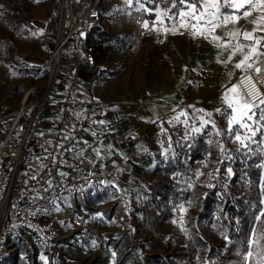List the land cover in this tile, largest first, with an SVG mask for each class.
Masks as SVG:
<instances>
[{
	"label": "rangeland",
	"instance_id": "obj_1",
	"mask_svg": "<svg viewBox=\"0 0 264 264\" xmlns=\"http://www.w3.org/2000/svg\"><path fill=\"white\" fill-rule=\"evenodd\" d=\"M140 2L152 11H137L139 5L135 0L131 6L125 0H99L96 14L87 20L86 28L94 20L101 30L115 35L114 40L104 44V52L95 59L92 57L91 64L101 69L100 75L106 76L104 79L108 82L103 84L112 91L113 98L136 95L143 90H172L179 80V67L189 68L186 58L182 57L181 65L175 57L178 47L183 51L194 47V51L197 48L198 54L202 53L199 45L205 38L193 36L192 29L165 33L164 28L179 23V17L173 20L162 17L163 25L157 22V10L168 11L172 16L183 10L178 0L175 8L173 0ZM82 5L85 9L88 1ZM53 9L51 0H0V118L4 121L18 110L29 87L41 91L49 83L54 29L41 34L30 30L26 21H54ZM149 13L154 17L143 16ZM145 21L148 29L142 26ZM81 33L85 36V31ZM195 39L196 47L190 45ZM199 60L204 63L201 58ZM189 72L192 82L198 85L204 82L198 71L189 69ZM229 84L232 86L235 81L230 80ZM50 107L38 118L37 131L49 127L46 120L51 113ZM256 111L258 118L259 110ZM222 125L214 120L206 130L215 151L208 152L200 163L190 160L191 155L183 148V143L188 141L195 145L198 134L206 127L194 133L188 128L180 131L177 125L167 126L148 148L133 157L132 171L129 174L126 171L128 175L125 176L124 170L119 173L117 168V179L125 183L126 188L116 184L117 187L108 185L64 193L55 201L47 219L52 221L55 233L51 246L43 245L35 236L24 242L14 238L5 243L0 264H119L120 256L127 252L120 264H146L147 256L155 253L167 255L173 264H191L183 256L188 245L186 224L199 210V194L210 190L220 176L232 181L233 167L228 162L232 154L230 149H246L264 160V137L259 132L253 138L255 143L246 141L248 147H243L227 133L228 119ZM217 131L221 135H217ZM239 131L242 136L248 135L246 129ZM82 138L81 134L77 137L81 142ZM90 165L92 163L88 162L86 166ZM171 165L175 169L171 173L156 172V167ZM262 189L261 184L256 187L257 197L253 200L264 207ZM207 234L212 236L211 232ZM41 256L46 257V261Z\"/></svg>",
	"mask_w": 264,
	"mask_h": 264
},
{
	"label": "trees",
	"instance_id": "obj_2",
	"mask_svg": "<svg viewBox=\"0 0 264 264\" xmlns=\"http://www.w3.org/2000/svg\"><path fill=\"white\" fill-rule=\"evenodd\" d=\"M86 1L88 0H73L77 17L82 14L81 6ZM143 16L153 18L154 14ZM87 22L83 21L69 46L61 52L48 95V105L54 106L55 109L49 115V127L39 130L33 148L30 152L26 151L21 160L15 201L23 197L35 198L36 195L45 194L50 188L49 181L52 185L50 176L54 172L59 175L66 173L75 162L87 165L89 151L111 133L108 122L103 119L109 113L107 104L96 99L91 93L92 83L99 77L101 69L96 65L89 66L92 77L84 89L79 88L76 74L78 66L86 60L87 53L95 59L100 52H104V44L114 40L115 35L101 30L98 22L94 20L92 25L86 28ZM82 31H85V36ZM229 113L230 109L223 108L215 122L224 125ZM111 116L115 117V112L111 111ZM101 121L104 123H100ZM208 127L210 125L206 126L203 133L198 134L195 145L188 141L183 143V148L188 150L186 152L191 155L192 162L200 163L208 152L215 151L213 140H209L210 134L206 133ZM79 134L88 136L90 139L87 141L90 143L79 141ZM65 136L72 139L65 140ZM230 151L232 154L228 162L233 167L232 181H226L219 175L210 190L204 195H198L199 210L186 224L188 245L183 256L188 258L191 264H258L257 255L254 254L250 260L245 261L244 254L252 230L260 231L264 227L261 221L256 219L264 212V207L261 203L255 204L253 200L257 197L254 190L261 184L264 205V168L259 167L264 164V160L262 156L246 149L233 148ZM81 152L83 155H78ZM173 170L175 169L172 165L156 167V172L159 173H171ZM208 232H211V237ZM261 243L264 245V241ZM4 247L5 243H0V257ZM253 251L259 253L261 249L253 248ZM123 254L119 258V264L128 252ZM146 264L173 263L167 255L155 253L147 256Z\"/></svg>",
	"mask_w": 264,
	"mask_h": 264
},
{
	"label": "crops",
	"instance_id": "obj_3",
	"mask_svg": "<svg viewBox=\"0 0 264 264\" xmlns=\"http://www.w3.org/2000/svg\"><path fill=\"white\" fill-rule=\"evenodd\" d=\"M223 11L227 10L223 9ZM256 15L258 13H253L252 16L246 19L241 18L237 23H229L226 27H219L221 32L219 28H216L199 45L202 53L198 54V49L196 48V51H194V47L183 51L182 47L179 46V49L175 52V57L179 58V64L181 65L182 57L186 58L189 62V68L182 69V66L179 67V80L172 90L166 88L157 89L155 92L152 90L144 92L143 90L136 95L123 94L116 95L113 98L112 91L103 84L108 82L104 79L106 76H103L104 74L99 75L92 83L91 93L96 99L107 104L109 113L103 119L108 122L111 133L101 139L97 146L89 151L87 155L88 162L93 164L97 161H113L118 165V172L124 170L126 176L132 171L131 164L133 165L135 160L133 157L148 148L156 139L157 134L165 130L167 126L177 125L176 129L180 131H182V128L193 131L194 128H199L203 121H208L204 127L211 125L221 113L216 110L220 109L222 111L223 108H228L223 97L228 88L231 87L229 81H235L238 75L245 72L244 69H237L235 64L248 52L247 46L252 44V41L244 40L242 35L231 37L227 33L251 31L253 29L251 21ZM192 22L190 21V23ZM176 28L175 33L186 29L180 27L179 23L176 24ZM187 29L191 30L190 27ZM255 35L261 37L264 36V32H257ZM212 36H218L220 40H213ZM197 43V39H195V41L190 42V45L195 46ZM237 43L246 47L243 52L237 51L235 55H232ZM223 44L228 46H220ZM260 50L264 51V47H261ZM181 53L183 54L181 55ZM230 56L231 59H229ZM194 57L198 59L193 60ZM199 58L204 63L200 62ZM261 60H264V57H261ZM89 66L91 65L84 62L78 66L76 76L80 89L86 88V83L92 77ZM256 66L261 67L264 72V63L258 61ZM189 69L192 72L198 71L201 77L204 78V82L199 85L192 82ZM188 81H191V84L185 87ZM111 111L115 112V117L111 116ZM181 112L186 113V115H180ZM207 113H211V116H208ZM178 115L180 116L179 120L174 119ZM47 117L49 118V115ZM48 118L46 123L50 125ZM81 135L84 142L89 138L84 134ZM78 138H80V134ZM127 139L131 140L127 142ZM94 149L100 150L99 156H97ZM126 171H129L128 174Z\"/></svg>",
	"mask_w": 264,
	"mask_h": 264
},
{
	"label": "built area",
	"instance_id": "obj_4",
	"mask_svg": "<svg viewBox=\"0 0 264 264\" xmlns=\"http://www.w3.org/2000/svg\"><path fill=\"white\" fill-rule=\"evenodd\" d=\"M51 2L54 7V21L28 19L26 23L30 30L41 34H47L51 28L54 29L53 53L49 59L54 74L62 50L68 47L83 21H87L96 14L99 0H88V6L85 9L82 5V14L79 17L74 13L73 0H51ZM84 63L92 64V56L89 53ZM50 83L41 91H37L35 87H29L18 110L5 121L0 118V131L3 135L0 134V137H3L0 142V243H7L14 238L24 242L29 237L35 236L43 245L49 247L55 239V233L52 221L47 219L55 201L64 193L102 188L106 185L126 188V184L120 183L117 179L116 163L97 161L86 166L82 162H75L64 177L57 172L50 176L52 185L45 194L36 195L35 198L23 197L17 201L14 200L19 186L21 160L25 152H30L33 148L35 136L39 133L36 128L38 118L49 106ZM235 84L249 101H257L264 96L263 71L259 75L253 71L242 72L236 77ZM50 108V114H52L55 108L54 106ZM129 141L127 139V142Z\"/></svg>",
	"mask_w": 264,
	"mask_h": 264
},
{
	"label": "snow or ice",
	"instance_id": "obj_5",
	"mask_svg": "<svg viewBox=\"0 0 264 264\" xmlns=\"http://www.w3.org/2000/svg\"><path fill=\"white\" fill-rule=\"evenodd\" d=\"M136 4L139 5L137 11L144 10L151 12L152 9L145 8L144 4L140 0H135ZM125 3L129 6L133 4V0H125ZM177 0H173L172 7H176ZM178 3L183 6V10L175 13V16L168 15V11L157 10V22L163 25L162 17H167L169 20L179 17V26L182 28H191L192 35H201L205 39L215 31L216 28L226 27L229 23H237L241 18H248L253 15V13H258L256 17L251 21L253 24V29L251 31L244 32H229L228 36L237 37L242 35L244 40L252 41L251 45H248V52L243 56V58L235 64L237 69H244L245 72L252 70L255 74L259 75L262 68L257 65V62L264 63L261 57H264V51H261V47H264V36L256 37L257 32H264V0H178ZM226 9L227 11H222ZM95 14V13H94ZM190 21H195V23H190ZM145 29L149 28V24L145 21L142 25ZM159 31V29H154ZM165 33L177 31L176 25L173 24L171 28H164ZM182 34V33H181ZM213 40L219 41L220 37L212 36ZM222 47H227V44L220 45ZM246 46L237 43L232 55H235L237 51L243 52ZM231 59V56L229 57ZM251 61V62H250ZM224 102L227 104L228 109L231 112L228 115V127L227 133L234 137L236 142H239L243 147H248L246 141H251L255 143L253 139L259 132L262 137H264V96L257 101H249L247 97L241 94L239 91V86L233 84L224 94ZM259 110V116L257 118V111ZM203 111V110H200ZM216 111H220L217 109ZM180 115H186V113L181 112ZM211 116V113H207ZM178 115L174 119L179 120ZM251 122V123H249ZM100 123H104L101 121ZM186 123V121H185ZM208 121H203L199 128H194V132H200ZM238 125V128L236 127ZM213 127L215 125L213 124ZM239 129H246L248 135H241ZM95 135V133H92ZM217 135H221L217 131ZM65 140L72 139L70 136H65ZM85 143H87L85 141ZM63 147V145H60ZM72 149H68L71 151ZM97 156L100 155L99 149H94ZM78 155H83V153H78ZM259 167L264 168V164L259 165ZM231 173V169L228 170ZM60 175H66V173H60ZM35 178V177H33ZM49 186L51 182L49 181ZM183 207V206H181ZM261 221L264 225V212L256 218ZM175 223V221H174ZM264 227L260 231L256 229L252 230V234L247 242V251L244 254L245 261L250 260L254 254L259 257L258 264H264ZM253 248H260L261 252L254 253ZM115 255V253H113ZM42 260L46 261V257L41 256Z\"/></svg>",
	"mask_w": 264,
	"mask_h": 264
},
{
	"label": "water",
	"instance_id": "obj_6",
	"mask_svg": "<svg viewBox=\"0 0 264 264\" xmlns=\"http://www.w3.org/2000/svg\"><path fill=\"white\" fill-rule=\"evenodd\" d=\"M53 76V70L51 71L50 77H49V82H51Z\"/></svg>",
	"mask_w": 264,
	"mask_h": 264
}]
</instances>
